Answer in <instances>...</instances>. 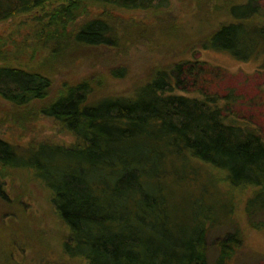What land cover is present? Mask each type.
Wrapping results in <instances>:
<instances>
[{
    "label": "trees",
    "instance_id": "obj_1",
    "mask_svg": "<svg viewBox=\"0 0 264 264\" xmlns=\"http://www.w3.org/2000/svg\"><path fill=\"white\" fill-rule=\"evenodd\" d=\"M169 6L170 0H0V25H21L14 34L0 30V102L13 109L12 115L1 113L20 125L45 117L72 138L64 144L34 135L19 145L0 136V231H6L2 216L20 203L2 181L27 173L50 191L67 229L61 264L234 260L243 243L240 225L223 235L217 231L232 225L236 193L240 200L247 196L244 212L252 227L264 216L261 0H218L213 17L221 18L214 29L181 47L256 61L257 71L245 79L258 81L254 95L243 93L244 82L234 74L186 56L155 65L126 94L107 92L103 76L65 81L52 93L53 70L65 62L82 52L128 45L111 10ZM19 45L26 47L12 50ZM126 73L121 66L109 75ZM205 165L220 175L200 172ZM213 236L218 252L211 263Z\"/></svg>",
    "mask_w": 264,
    "mask_h": 264
},
{
    "label": "rangeland",
    "instance_id": "obj_2",
    "mask_svg": "<svg viewBox=\"0 0 264 264\" xmlns=\"http://www.w3.org/2000/svg\"><path fill=\"white\" fill-rule=\"evenodd\" d=\"M217 1L170 0V6L159 11L111 10L110 15L116 24L130 38L128 45L123 49L101 48L88 53L82 52L65 62L53 70L52 78L55 85L52 93L60 89L62 82L103 76L106 77L107 92L116 95L126 94L146 80L155 65L178 61L181 56H186L188 59L206 61L234 74L239 81L244 82L241 86L243 93L254 95L258 81L245 79L247 75L253 76L257 71L259 64L256 61H239L228 53L206 50L202 47L196 48L195 52L181 48L186 43L198 42L202 36L214 29L217 19L221 18L219 15L213 17L217 14L214 12ZM261 2L264 6V0ZM19 25L17 22L4 23L0 25V30H4L6 34L15 33L21 26ZM14 39L21 42L23 37L16 33ZM28 46L31 54L33 45L30 42ZM19 47L24 48L26 45L15 46L12 50L16 51ZM121 66L126 67L127 73L124 78L115 79L109 75L111 69H118ZM260 80L264 83V77ZM2 109L5 113L13 109L9 104L0 102V118L5 116L7 119L0 120V136L5 139L23 145L35 135L39 140L51 139L58 143H72V138L60 134V129L50 119L39 116L24 125L12 124L9 116L12 115L11 112L5 115L1 113ZM261 116L264 117V110H261ZM198 169L203 174L220 175L218 171L206 165L198 166ZM28 176L27 173L24 175L15 173L2 181L8 195L20 203L18 210L9 209L5 214L8 216H2L6 231H0V264L65 263L66 258L61 247L67 229L62 225L52 206L50 191L40 181L31 180ZM218 186L221 191L226 187L221 183ZM216 189L217 187L214 191ZM218 191L215 192L218 194ZM236 194V201L233 200L232 203L235 207L232 225L223 227L217 233L223 235L224 230L229 232L234 230L236 225H240L243 243L230 264H264V216L255 220L254 229L244 212L247 196L240 200L241 195L239 192ZM214 236L210 239L211 263L216 259L218 252ZM75 263L87 264L80 260Z\"/></svg>",
    "mask_w": 264,
    "mask_h": 264
}]
</instances>
